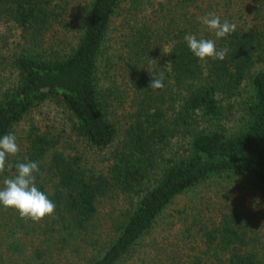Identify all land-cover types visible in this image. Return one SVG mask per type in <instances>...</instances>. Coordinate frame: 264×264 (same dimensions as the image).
Returning <instances> with one entry per match:
<instances>
[{
  "label": "trees",
  "instance_id": "trees-1",
  "mask_svg": "<svg viewBox=\"0 0 264 264\" xmlns=\"http://www.w3.org/2000/svg\"><path fill=\"white\" fill-rule=\"evenodd\" d=\"M219 2L177 0L178 18L172 11L159 14V25L152 27L138 20L140 0H91L78 39L58 50L45 40L50 0H0V13L22 28L21 49L11 57L16 78L8 87L0 85V137L13 134L34 106L52 100L71 115L78 137L97 151L106 150L119 134L108 115L109 102L128 91L117 84L118 69L125 72L132 91L133 122L120 146L110 151L104 170H92L79 156L58 149L54 138L35 134L21 155L6 158L0 172L3 188L18 163L38 164L35 183L55 204L52 231L61 241L83 235L88 245L95 243L91 233L99 205L120 197L130 200L114 239L77 264H119L176 196L210 177L250 176L264 193V69L255 70L264 65V0H250L252 14L217 13ZM222 2L226 8L240 6L237 0ZM208 13L235 23L236 30L217 38L200 22ZM117 15L124 16L125 31L112 47L107 42ZM189 34L214 40L217 50L228 49L225 59L195 57L184 39ZM161 74L164 87L153 90L150 82ZM245 80L252 93L244 103V122L229 133L221 124L224 103L229 108L241 95ZM2 208L6 213L14 210ZM16 217L10 236L0 240V252L21 254L22 239H9L17 232L48 237L45 229L28 227ZM219 231L215 246L227 257H215L217 264H258L234 225L225 221ZM47 240H40L41 245Z\"/></svg>",
  "mask_w": 264,
  "mask_h": 264
},
{
  "label": "rangeland",
  "instance_id": "rangeland-1",
  "mask_svg": "<svg viewBox=\"0 0 264 264\" xmlns=\"http://www.w3.org/2000/svg\"><path fill=\"white\" fill-rule=\"evenodd\" d=\"M50 1L48 9L51 19L45 31L46 45L50 44L54 49L66 50L70 41L75 37L78 39L91 0ZM140 1L142 7L139 10L138 20L145 21L148 26L159 25L157 15L168 14V11H172L176 19L179 16L180 10L175 6L177 0H149L147 3L145 0ZM222 1L219 2L217 13L225 14L230 11L252 14L250 0H237L240 4L238 9H232L233 6L226 8ZM261 12L264 16V9ZM6 15L0 13V85L3 87L10 86L16 78L11 57L22 46V28ZM123 19V15L114 17L109 30L107 42L109 46H118L121 33L125 31L122 26ZM259 69H264V65L258 64L255 70ZM117 71H113V73L117 72L115 73L117 84L121 90L128 89V91L127 94H123V91L122 94L126 96H122L120 100L113 98L109 102L108 115L119 133L112 147L103 151L90 147L76 135L71 115L54 101L46 100L34 106L14 127L13 134L16 136L20 151L7 157L21 155L31 137L35 134H45L58 142V149L66 154L79 156L87 167L94 171L104 170L110 158V151L120 146L126 128L133 122L130 117L131 112L134 111L130 107L132 91L127 85L125 72L122 69ZM104 75L101 73L99 76L103 86L106 87L107 80L104 83ZM251 93L250 81L245 80L241 95L231 100L229 108H227L228 103H224L226 110L221 124L229 133L237 131L244 122L243 107ZM172 146L175 148V145ZM129 207L130 200L126 197H120L109 204L102 202L98 207L91 233L95 237V243L90 245L83 235L78 239L70 238L67 242L55 237L57 233L54 234L52 231L53 215L46 216L38 223L20 219L28 227L36 225L45 229L49 232L48 237H45V233L43 237L34 236L31 230L27 234L21 231L14 237H8L9 239L20 237L24 247L19 255L0 252V264H77L81 258L92 252L96 253L114 239L117 234V224L126 218ZM0 213V240H6V236H10L8 231L19 214L15 210L6 213L3 208L0 209ZM8 215H11L9 220ZM225 221H229L241 235H244L247 241L246 247L256 253L258 264H264V193L254 179L243 174L210 177L176 196L119 264H217L215 257H221L223 261L227 257L226 252L217 250L215 246L220 237L219 230H222ZM209 235L214 237L212 242L209 241L211 237ZM44 238L48 240L41 245L40 240Z\"/></svg>",
  "mask_w": 264,
  "mask_h": 264
},
{
  "label": "clouds",
  "instance_id": "clouds-1",
  "mask_svg": "<svg viewBox=\"0 0 264 264\" xmlns=\"http://www.w3.org/2000/svg\"><path fill=\"white\" fill-rule=\"evenodd\" d=\"M199 19L217 38L225 37L236 30L235 23H230L227 20L221 22L220 17L215 13H208ZM184 39L190 51L201 61L207 58L223 60L228 52L226 48L217 50L215 41L211 39H198L190 34L186 35ZM163 80V74L159 78L153 76L149 87L153 90L162 89L164 87ZM19 151L20 147L14 134L0 137V172L5 170L7 156L15 155ZM38 172L39 167L36 162L18 163L15 176L5 178L4 187L0 188V205L5 209L17 211L21 219L37 223L46 216L53 215L55 211L54 202L36 186L35 174Z\"/></svg>",
  "mask_w": 264,
  "mask_h": 264
}]
</instances>
